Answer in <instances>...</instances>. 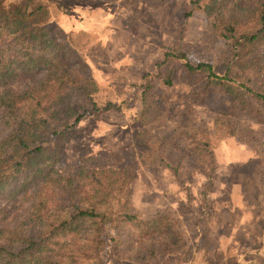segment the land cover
<instances>
[{
  "label": "rangeland",
  "instance_id": "rangeland-1",
  "mask_svg": "<svg viewBox=\"0 0 264 264\" xmlns=\"http://www.w3.org/2000/svg\"><path fill=\"white\" fill-rule=\"evenodd\" d=\"M40 1L49 5L53 35L85 58L99 84L91 97L74 99L85 115L61 148L59 165L133 167L132 211L143 218L169 214L181 238L182 249L154 258L145 244L135 247L141 256L83 264H264V191L254 189L264 180V103L246 89L254 83L264 92V74L250 72L246 82L225 65L230 42L256 31L258 18L235 24L226 38L195 0ZM167 52L210 63L236 93L221 91L207 73H188L185 61L166 59ZM237 94H250L246 107ZM238 145L246 146L244 154L258 151L260 171L258 161L253 170L252 161L221 163ZM235 190L247 200L234 208ZM228 233L231 243L223 241Z\"/></svg>",
  "mask_w": 264,
  "mask_h": 264
},
{
  "label": "trees",
  "instance_id": "trees-1",
  "mask_svg": "<svg viewBox=\"0 0 264 264\" xmlns=\"http://www.w3.org/2000/svg\"><path fill=\"white\" fill-rule=\"evenodd\" d=\"M195 3L226 38L235 24L258 18L256 31L230 42L225 65L246 82L253 80L250 72L264 74V0ZM50 15L40 0H0V264L119 261L141 256L135 247L145 244L153 258L182 249L169 214L143 218L132 211L133 167L59 165L61 148L85 115L74 99L91 97L99 84L85 58L53 35ZM171 57L184 60L188 73H207L221 91L236 93L210 63L167 52L166 59ZM253 84L247 91L264 103V92ZM250 94H237L245 107Z\"/></svg>",
  "mask_w": 264,
  "mask_h": 264
},
{
  "label": "crops",
  "instance_id": "crops-1",
  "mask_svg": "<svg viewBox=\"0 0 264 264\" xmlns=\"http://www.w3.org/2000/svg\"><path fill=\"white\" fill-rule=\"evenodd\" d=\"M241 147L242 148H246V146L245 145H242V146H240V145H238L237 147H236V150H235V152H234V156H227V158L226 159H224L223 161H221V163H226L225 164V166H230L232 163H235V164H237L238 165V167H240V162L241 161H243V163H245L246 161H252V167H250V168H248V170L249 169H251V170H253V169H256V161H258V163H259V166H258V168H259V171L262 169V167H261V165L260 164H262L261 163V161H260V154L258 153V151L256 152L255 150H254V155H248V154H244V150H242L241 149ZM228 152L229 153H232V149L231 150H228ZM237 167V168H238ZM238 171H240V170H236V172H238ZM244 171V170H243ZM254 172V176H256V171H253ZM226 175V179L225 180H229V178H228V176L227 175H229V173L227 172V174H225ZM241 180H244L243 178L241 179ZM256 180V179H255ZM258 180H260V185H254V189L256 190V189H258L259 190V188H263V191H264V180L263 181H261L262 180V177L260 176L259 178H258ZM234 193H230L231 194V196H230V199L231 200H233V207L235 208V207H237V203H235L236 202V200H238V201H245V200H247L246 199V194L241 190V191H238V190H235V191H233ZM259 199H261V200H263L264 201V192H261L260 194H259ZM222 207H224V206H222ZM238 207H243V208H248L246 205L245 206H242V205H238ZM252 210H248L247 211V214L249 213V212H251ZM245 216L243 215V218H244ZM241 223H244V222H241ZM241 225V224H240ZM235 227V226H234ZM234 227H232L231 226V232H235V228ZM263 232H264V228H263ZM231 234L229 235V233L227 234V236L225 237V239L223 240V241H227V243L231 240ZM233 238H234V236H233ZM229 243H231V242H229ZM236 243V242H235ZM263 246H264V244H263Z\"/></svg>",
  "mask_w": 264,
  "mask_h": 264
}]
</instances>
